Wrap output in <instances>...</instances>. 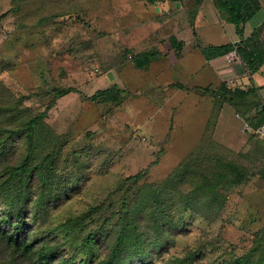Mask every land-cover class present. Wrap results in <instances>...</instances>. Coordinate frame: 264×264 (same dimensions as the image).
<instances>
[{"label": "rangeland", "instance_id": "obj_1", "mask_svg": "<svg viewBox=\"0 0 264 264\" xmlns=\"http://www.w3.org/2000/svg\"><path fill=\"white\" fill-rule=\"evenodd\" d=\"M137 5L141 12H135ZM153 6L152 0H0V15L7 13L0 23V83L16 97L41 90L47 94L54 86L77 89L60 98L47 118L55 131L70 138L64 154L68 159L76 158L75 165L59 161L61 179L73 173L81 176L76 180L80 192L53 215L50 224L74 218L88 203L103 199L126 177L145 168H149L145 180L159 182L182 171L189 156H199L205 166L217 158L246 166L255 163L258 168L263 164V155L246 156L244 141L242 153L229 149L239 142V138L234 139L237 128H242L237 119L230 118L225 124L231 127L225 136L229 142L210 135L215 122L206 114L207 102L213 99L236 107L228 96L225 98V90L223 97L205 88L188 91L175 87L167 70H181L184 60L169 69L166 52L174 47L171 40L159 41L143 51L145 44L137 41H142L145 29L152 32ZM216 13L210 7L206 18L202 15L198 22L192 18L197 27L195 41L202 47L230 43L233 25ZM259 13L263 20L264 10ZM256 36L264 42V26ZM148 51L156 53L138 69L134 57ZM197 81L195 77L192 86ZM114 85L125 90L121 103L89 99L98 90ZM49 98L41 104L32 97L26 104L36 109L41 104L43 109ZM198 160L194 161L196 166L200 165ZM154 161L158 162L152 164ZM252 187L256 191L260 188L263 196L250 195L254 189L246 186L236 188L212 222L199 212L188 213V231L172 249L173 255H181L183 248L193 247L199 238L211 243L213 251L204 257L209 263L253 251L252 257L264 254V184L255 182ZM190 189L184 185L185 194ZM113 198L119 205L121 194ZM60 236L70 254L81 246L83 236L74 223L63 227Z\"/></svg>", "mask_w": 264, "mask_h": 264}, {"label": "trees", "instance_id": "obj_2", "mask_svg": "<svg viewBox=\"0 0 264 264\" xmlns=\"http://www.w3.org/2000/svg\"><path fill=\"white\" fill-rule=\"evenodd\" d=\"M213 4L221 19L235 24L241 36L245 23L262 9L260 0H213ZM6 15H0V23ZM263 26L264 22L239 42L202 47V51L209 59L230 56L238 61L240 71L258 70L264 64V43L256 32ZM170 40L173 53L180 56L182 44ZM155 53L142 52L134 62L142 68ZM229 86L224 85L229 100L238 93L245 98L256 91ZM76 91L73 86H54L47 94L41 90L16 97L0 83V264H264V254L252 257L254 251L206 262L204 257L213 248L200 238L193 247L183 248L181 255L172 253L188 231V213L199 212L214 221L229 195L258 173L252 171V166L219 158L207 161L214 166L209 167L199 156H189L182 171L159 182H147L149 168H145L126 177L103 199L88 203L74 218L50 224L53 215L81 190L76 182L81 176L73 173L62 180L58 173L59 161L76 164V158L68 159L64 154L70 138L47 122L57 101ZM123 93L124 89L114 85L98 90L89 99L119 104ZM47 96L50 98L41 109ZM32 97L41 102L38 109L26 104ZM241 118L257 130L264 126V108L251 110ZM197 159L199 166L194 164ZM184 185L191 186L188 194L184 193ZM117 194H121L119 205L113 200ZM73 223L83 238L78 250L70 254L60 231Z\"/></svg>", "mask_w": 264, "mask_h": 264}, {"label": "crops", "instance_id": "obj_3", "mask_svg": "<svg viewBox=\"0 0 264 264\" xmlns=\"http://www.w3.org/2000/svg\"><path fill=\"white\" fill-rule=\"evenodd\" d=\"M152 1H154L155 5L153 6L154 9H152V16H154L151 19L152 21H150L152 32L145 29L144 33L146 35L143 37L142 41H137L138 43L142 42L145 44L144 48H142L143 51L148 48L155 47L159 41L166 39L170 40L171 38L177 39L182 44L180 56L178 55V57H176V53H173L171 48L168 52H166L168 55L167 57L170 58L168 60L169 69L176 67L177 64L184 60L183 64L179 66L181 70H167L169 72L168 74L171 73L173 75V79H175L173 80V85L178 89L198 91L205 88L207 91L211 90L213 94L220 96H223V93L221 92L225 90L224 85H230V83H233L232 85L237 86L241 91L256 89L255 92L250 93L245 98L239 93L234 95L230 101L231 103H234L236 106L235 108H229L227 105H224V103L221 101L219 102L218 100L215 102L213 99L212 102L209 100L206 104L207 107H209L206 114L209 113V117H211L209 120L215 122V131L211 132L210 135H212L217 141L220 140V142H229V139L225 138V136H227V130L231 131V127L225 124L230 118L232 120L237 119L238 122L241 123L242 128L241 131L237 128L238 136L234 137V139L236 140V138H239V142L231 144L229 148L237 153H242L241 150L245 147L243 145L244 141V144L247 145L243 150L246 151V156L253 158L256 154H260V156L263 155L264 160V135L259 134L257 136L258 133L256 130H245V122L241 118V115L244 116L249 114L251 110L257 108L260 110L261 108H264V64L258 70L253 72H249L247 70L240 71L238 70V61L228 63L227 60H229L228 58H230V56L223 55L209 59L203 53L201 49L202 46L198 45L195 41L197 36V27L196 24L193 23L192 18H195L196 22H198L200 16L202 17V15L203 18H206L208 15L205 16V14H207L210 7H213L214 12L218 13L213 4V0ZM179 2H182L183 4L180 6H174V4ZM260 3L262 8L261 10L263 11L264 3L261 1ZM135 12H141L138 5ZM217 13L216 16L219 15H217ZM195 14L196 16H194ZM260 16L261 14L257 13L245 23L243 36L238 34L236 25L230 23L233 25L230 33V43L239 42L241 39L249 37L256 27L263 24L264 19L262 20ZM205 23H208V19H206ZM137 25H139V23H137ZM135 37H137L136 34ZM200 57L202 60L198 62ZM196 62H198V64H196ZM192 64H196V66L193 68ZM174 74H177L176 77ZM195 77L198 80V84L192 86L194 85L193 82ZM180 84H183L184 87H181ZM227 96L228 98L231 97L230 94ZM217 127L218 129H221L220 134ZM251 165L253 167L252 171L258 170V173L247 185H245L247 188H250V191L254 189L252 184L255 182L259 185L264 184V161L263 164H261L262 166L258 164V166H260L259 168L255 165V163ZM258 190H260V188L257 189V191L254 189V193H250V195L258 193L260 197L263 196L262 191Z\"/></svg>", "mask_w": 264, "mask_h": 264}, {"label": "built area", "instance_id": "obj_4", "mask_svg": "<svg viewBox=\"0 0 264 264\" xmlns=\"http://www.w3.org/2000/svg\"><path fill=\"white\" fill-rule=\"evenodd\" d=\"M234 43H236V42H234ZM228 59H229V61H231L232 63L235 62V60H234L233 58H228ZM245 130H252L251 127H250V126L248 125V123H246V122H245ZM256 132L259 133V134H263V135H264V126L258 128V129L256 130Z\"/></svg>", "mask_w": 264, "mask_h": 264}]
</instances>
